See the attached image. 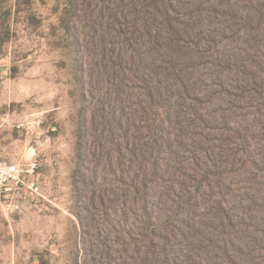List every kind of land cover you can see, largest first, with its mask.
<instances>
[{"label": "rangeland", "instance_id": "obj_1", "mask_svg": "<svg viewBox=\"0 0 264 264\" xmlns=\"http://www.w3.org/2000/svg\"><path fill=\"white\" fill-rule=\"evenodd\" d=\"M1 57L0 264H264V0H0Z\"/></svg>", "mask_w": 264, "mask_h": 264}, {"label": "crops", "instance_id": "obj_2", "mask_svg": "<svg viewBox=\"0 0 264 264\" xmlns=\"http://www.w3.org/2000/svg\"><path fill=\"white\" fill-rule=\"evenodd\" d=\"M10 62L0 58V159H11L13 163L22 162L26 157H33L28 129L25 125H15L18 115L16 106L21 101L14 98V83L9 75ZM24 119V112L22 113ZM30 115H28L29 117ZM19 165V164H17ZM7 191V190H5ZM3 191L2 193H6Z\"/></svg>", "mask_w": 264, "mask_h": 264}, {"label": "built area", "instance_id": "obj_3", "mask_svg": "<svg viewBox=\"0 0 264 264\" xmlns=\"http://www.w3.org/2000/svg\"><path fill=\"white\" fill-rule=\"evenodd\" d=\"M22 170L17 164L0 163V187H11L23 185L21 179ZM34 184H31L33 186Z\"/></svg>", "mask_w": 264, "mask_h": 264}, {"label": "water", "instance_id": "obj_4", "mask_svg": "<svg viewBox=\"0 0 264 264\" xmlns=\"http://www.w3.org/2000/svg\"><path fill=\"white\" fill-rule=\"evenodd\" d=\"M5 190V189H4Z\"/></svg>", "mask_w": 264, "mask_h": 264}]
</instances>
